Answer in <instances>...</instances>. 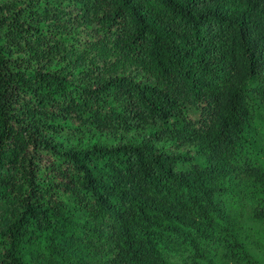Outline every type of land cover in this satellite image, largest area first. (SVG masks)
<instances>
[{
    "label": "trees",
    "instance_id": "obj_1",
    "mask_svg": "<svg viewBox=\"0 0 264 264\" xmlns=\"http://www.w3.org/2000/svg\"><path fill=\"white\" fill-rule=\"evenodd\" d=\"M258 107L264 0H0V264H255Z\"/></svg>",
    "mask_w": 264,
    "mask_h": 264
},
{
    "label": "rangeland",
    "instance_id": "obj_2",
    "mask_svg": "<svg viewBox=\"0 0 264 264\" xmlns=\"http://www.w3.org/2000/svg\"><path fill=\"white\" fill-rule=\"evenodd\" d=\"M246 141L255 154L261 155L264 152V108L258 107L254 132L246 136ZM242 192L247 194V190ZM240 195L243 194L239 193ZM4 212L3 205H0V231L4 228L2 220ZM250 227L253 231L250 233L249 243L246 245L247 251L254 259L255 264H264V224H253Z\"/></svg>",
    "mask_w": 264,
    "mask_h": 264
}]
</instances>
